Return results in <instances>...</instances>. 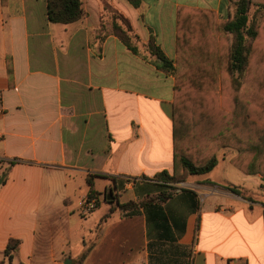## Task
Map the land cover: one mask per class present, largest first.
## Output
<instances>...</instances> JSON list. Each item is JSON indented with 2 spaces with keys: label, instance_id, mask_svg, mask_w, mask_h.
<instances>
[{
  "label": "crops",
  "instance_id": "1",
  "mask_svg": "<svg viewBox=\"0 0 264 264\" xmlns=\"http://www.w3.org/2000/svg\"><path fill=\"white\" fill-rule=\"evenodd\" d=\"M139 1L81 0L82 16L61 24L48 21L46 0H0L4 264H264V178L237 169L235 151L221 148L210 171L155 179L183 173L174 167L176 77L103 27L106 11H117L142 47L152 37L175 64L219 57L234 5ZM87 178L99 194L83 216L77 204ZM159 184L177 190L154 201ZM110 189L115 198L106 203ZM127 201L144 204L126 214L117 205ZM11 239L19 242L8 261Z\"/></svg>",
  "mask_w": 264,
  "mask_h": 264
},
{
  "label": "trees",
  "instance_id": "2",
  "mask_svg": "<svg viewBox=\"0 0 264 264\" xmlns=\"http://www.w3.org/2000/svg\"><path fill=\"white\" fill-rule=\"evenodd\" d=\"M137 6L139 0H128ZM234 5L232 18L224 22L222 32L230 34V41H221L226 53L219 57L200 58L189 56L184 59L186 69L183 80L177 75L174 60L168 58L159 46L149 38L146 46L150 62L162 72L175 75V99L173 103L174 167L181 168L172 176L163 172L155 176L162 182L183 180L187 174H202L216 164V151L232 148L235 154L230 162L245 174L259 173L264 178V0H230ZM81 0H46V15L49 22L67 24L82 16ZM111 32L134 54H141L133 42L137 36L132 32L129 20L117 11L110 12ZM105 34L100 37L102 41ZM180 37L177 39L179 45ZM148 59L149 57L143 56ZM208 63V64H206ZM216 63L217 64L216 66ZM226 65L224 73L221 66ZM220 66V67H219ZM10 71V69H8ZM220 74V90L228 92V112H219L214 106V90ZM243 82L249 98L242 93ZM227 83V88H226ZM224 113V114H222ZM177 141L183 150L178 151ZM205 149L206 156L201 152ZM177 150V151H176ZM90 189L87 196L96 197L92 180L87 178ZM163 187L154 198L165 201L177 190L174 186ZM236 190L235 186L229 187ZM107 193L104 194V201ZM113 203V200L106 201ZM143 202L127 201L117 208L123 213L135 212ZM18 240L11 239L3 250L4 257L11 260ZM4 264V261H0Z\"/></svg>",
  "mask_w": 264,
  "mask_h": 264
},
{
  "label": "rangeland",
  "instance_id": "3",
  "mask_svg": "<svg viewBox=\"0 0 264 264\" xmlns=\"http://www.w3.org/2000/svg\"><path fill=\"white\" fill-rule=\"evenodd\" d=\"M111 15L112 14L109 11H106L105 15L103 16V18H104L103 27H104L105 33H109L112 30V28H111ZM105 24L107 25L106 28H105ZM133 42L137 45L138 50L141 54H144L147 57H151L148 53L147 46L142 47L137 38L135 40H133ZM185 60L186 59H184V58H177V60H176L177 75L179 76L180 80H183L182 74H183V71L186 69ZM217 64H219V63H217ZM221 72L224 73L225 71L222 70ZM215 76L217 78V82H216V86L213 88V90H214V106H215L216 110H218L219 112L227 113L228 112V106H229V104H228V92L224 91V90H222V91L220 90V80H219L220 74L216 73ZM243 86H244V89H242V93L246 98L247 97L249 98L251 93H249L248 90H246L250 86L249 82H243ZM226 88H227V83H226ZM224 113H222V114H224ZM179 144L180 143L177 141L178 147H179ZM181 181H184V180H177V181H171V182L176 183V182H181ZM83 186H85V183L83 184ZM106 203L101 202L102 205H104Z\"/></svg>",
  "mask_w": 264,
  "mask_h": 264
},
{
  "label": "built area",
  "instance_id": "4",
  "mask_svg": "<svg viewBox=\"0 0 264 264\" xmlns=\"http://www.w3.org/2000/svg\"><path fill=\"white\" fill-rule=\"evenodd\" d=\"M4 113V108L1 104L0 99V116ZM98 198L89 197L87 194L79 199L78 201V209L81 215L85 216L90 214L97 206Z\"/></svg>",
  "mask_w": 264,
  "mask_h": 264
},
{
  "label": "water",
  "instance_id": "5",
  "mask_svg": "<svg viewBox=\"0 0 264 264\" xmlns=\"http://www.w3.org/2000/svg\"><path fill=\"white\" fill-rule=\"evenodd\" d=\"M2 179H3V176H1L0 177V183H1V181H2ZM114 194H113V191L110 189L108 192H107V195H106V200L108 201V200H114Z\"/></svg>",
  "mask_w": 264,
  "mask_h": 264
}]
</instances>
